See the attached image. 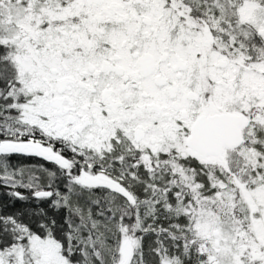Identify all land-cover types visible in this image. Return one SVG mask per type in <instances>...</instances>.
I'll use <instances>...</instances> for the list:
<instances>
[{
    "label": "snow or ice",
    "instance_id": "snow-or-ice-1",
    "mask_svg": "<svg viewBox=\"0 0 264 264\" xmlns=\"http://www.w3.org/2000/svg\"><path fill=\"white\" fill-rule=\"evenodd\" d=\"M0 264H264V0H0Z\"/></svg>",
    "mask_w": 264,
    "mask_h": 264
}]
</instances>
